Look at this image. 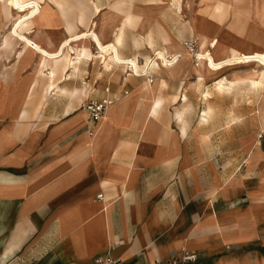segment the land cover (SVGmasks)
Masks as SVG:
<instances>
[{"label": "crops", "instance_id": "1", "mask_svg": "<svg viewBox=\"0 0 264 264\" xmlns=\"http://www.w3.org/2000/svg\"><path fill=\"white\" fill-rule=\"evenodd\" d=\"M42 5L27 35L51 53L92 30L142 60L157 49L184 55L191 38L202 52L213 45L203 49L201 39H218L221 57L232 48L264 50V0ZM16 17L0 1V42ZM71 45L97 50L89 38ZM20 47L0 49V264H95L107 253L121 264H264L262 92L250 91L262 95L250 114L256 127L228 143L222 135L239 134L230 125L240 118L216 125L211 108L200 106L208 99L202 83L224 73L195 78L193 57L154 67L150 83L121 66L104 69L98 58L73 72L48 58L39 74L36 51L21 57ZM106 87L116 101L90 135L83 105ZM242 93L230 95L234 110L258 95ZM184 252L196 259L182 261Z\"/></svg>", "mask_w": 264, "mask_h": 264}, {"label": "bare ground", "instance_id": "2", "mask_svg": "<svg viewBox=\"0 0 264 264\" xmlns=\"http://www.w3.org/2000/svg\"><path fill=\"white\" fill-rule=\"evenodd\" d=\"M0 1L5 2L8 5V7H10L11 10H13L15 14L17 15V18L12 22L10 26L9 38L5 41L4 46H10L12 41H15L18 44H21V47H22L21 56H24L27 53L29 48L34 49L37 53V63L36 64L39 65L40 68H43L44 66L47 65L48 58H50L51 61L54 63L62 62L63 68L64 69L71 68L72 72L79 69L80 63L82 61H85V59L94 60L96 58L101 60V63L105 67L104 69H110L114 65L120 66V64L128 63V59H130L135 69L139 68V64L136 62V57H133V58L124 57L120 53L119 48L116 43L104 44L102 42L104 41V39L101 41L99 37L100 35H98V33H96L95 30H92V29H91L92 31L90 32H85V33H81V34H77L72 37H69V39H67L56 52H52V53L48 52L46 49H44L39 44H37L38 42L36 43L32 38H30L27 35L28 30L23 31L24 26H27L29 21L33 20L36 16L42 14L41 13L42 6H41L40 1L39 0H0ZM56 3L59 6L61 5L59 2H56ZM119 32H121V30ZM121 34L120 36L123 37V35ZM87 38L91 39V41H94V43L96 44L97 46L96 52L91 51L90 49H86L85 47L78 50L73 45H71L72 42H77L81 39H87ZM200 43L203 49L206 48L207 44L212 43L213 49L211 51H207L205 61H200L197 64L196 63L193 64V73H194L195 78L200 79V78H204L206 75L207 76L215 75L219 71L226 69V68L229 69L232 67L234 68L252 67L250 71H246L244 73L234 72L230 76H226V77L219 79L217 81V88L219 91L226 93V94L234 95L235 97H237L239 94H241L244 91L252 92V91L258 90L260 92H263V97H264V52H261V51L239 52V53H233L229 56L224 55L223 57H221L218 52L220 51L219 46H218L219 44L218 40L212 39L209 41L206 38V39H201ZM167 50L165 49L163 51H167ZM70 53H72V55ZM182 59H184L183 54H181V58L175 64L171 66H166L164 64L156 65L155 63L152 64V62H150V57L146 58L145 63L146 65L152 64L154 67H157L159 69L160 68L172 69ZM253 59H256V60H253ZM55 73H56L55 70L52 69L50 70L48 75L53 78L55 76ZM51 88H53V85L52 84L48 85L47 92ZM58 88H61V87H58ZM80 92L86 93L83 90H78V89L76 90V93H80ZM62 93H63V90H62ZM70 109H74L73 104L70 106ZM259 114H260L261 124H264V116L263 117L261 116L260 111H259ZM177 116L179 119H181L183 117V112H177Z\"/></svg>", "mask_w": 264, "mask_h": 264}, {"label": "rangeland", "instance_id": "3", "mask_svg": "<svg viewBox=\"0 0 264 264\" xmlns=\"http://www.w3.org/2000/svg\"><path fill=\"white\" fill-rule=\"evenodd\" d=\"M39 1L41 3L42 12H43L42 3H43L44 0H39ZM219 8L220 7H217V9H219ZM31 21L28 22L27 26H24L23 31L29 30L28 26H29V23ZM9 29H10V27H9ZM9 29L3 35V37L1 38L0 49H4V50L5 49H7V50L10 49V50L15 52L16 51L15 47L18 44L17 42L12 41L10 46H4L5 45L4 44L5 41L9 38V34H10ZM1 30H7V28L2 27ZM216 40H218V39H216ZM218 42H219V40H218ZM1 45H2V47H1ZM218 46H220V43L218 44ZM19 50H20L19 51V56H21L22 47H20ZM249 51H261V52H264V50H258V49H253V50H249ZM239 52H244V51L240 50V49H237V48H232V53L231 54L239 53ZM183 56H184L185 59H188L189 61H191L190 60V58L192 57L191 54L186 52L185 50H184V55ZM36 66H37V68L39 70V74H40L41 73L40 72L41 71L40 70V66L37 65V64H36ZM102 66H103V68H105L103 64H102ZM43 68H45V67H43ZM123 68H125V67H123ZM233 68L234 67L229 68V69H233ZM225 70H227V68L219 71L216 74L220 75V74L224 73V75H221V77H220V78H223V77H226V76H230L231 73H234L236 71V70H227V71H225ZM238 70L241 71L242 69H238ZM226 72H228V73H226ZM220 78L219 77L209 78L205 82L202 83L203 89H201V92L204 93V94H207L208 95V97H207L208 99L204 103L200 102V106H201V108H204V109L206 107H210L211 108L212 117H214V116L217 117V120L215 122H213L216 125L224 123V125L229 126V121L231 119L230 118L231 116H235L236 115V116H238L240 118V120L236 124L230 125V126L239 127V129H238L240 131L239 134L236 135L235 133L231 132L232 130H230L228 128V132L225 135L224 134L222 135V136H226L227 141L229 143L231 141H234L235 137L245 136L247 131H250L252 127L253 128L256 127V125H257V121L255 119L256 114H253L251 116H250V114L261 108L263 92H262V95H261L258 92L251 93L250 91L249 92L245 91V93H242L244 97H245V95H247V93L248 94H250V93L251 94L258 93V95H257L256 98H253L252 100H247V97L244 98L243 100L240 99V101L238 102V108L239 109L234 110V108L232 107L234 103L232 102V98H231L230 94L223 93V92L219 91L218 88H217V81ZM190 83L192 84V82H190ZM198 91H200V90H198ZM233 97H234L235 100L237 99L234 95H233ZM36 104H37V102H36ZM259 111L261 113V116L263 117L264 116V106L262 107V110H259ZM259 111H257V113L259 115V120H260ZM218 117H220L219 119L221 121L218 119ZM233 119H232V121H236L238 118H235L234 120ZM218 120H219V122H218ZM211 123H212V121H211ZM260 123H261V121H260Z\"/></svg>", "mask_w": 264, "mask_h": 264}, {"label": "built area", "instance_id": "4", "mask_svg": "<svg viewBox=\"0 0 264 264\" xmlns=\"http://www.w3.org/2000/svg\"><path fill=\"white\" fill-rule=\"evenodd\" d=\"M183 46L186 50L192 55L194 59V63H198L200 61L206 60V53L199 50L198 40L196 38H191L183 41ZM181 58L180 53L169 54L162 49H157L153 51L150 55V62L158 64H164L166 66H171L175 64ZM256 60V59H253ZM136 62L139 64V68L135 69L134 65L131 63L130 59H128V63L120 64V66L125 67L126 71L130 74H133L137 77H144L150 83L153 82V69L154 66L146 65L145 60L140 58H136ZM109 87L105 88V95L100 99H89L84 105L83 110L87 114L88 128L87 131L91 135L93 133V129L91 126L98 123L102 117L104 116L107 109L114 104L116 101L109 95ZM127 94V91L124 92ZM261 137V135H260ZM98 199L103 198V194H99L97 196ZM172 256L175 258L176 253H172ZM196 259V255L194 253L184 252L182 256V261H194ZM95 264H121V260L113 257L111 254L100 255L95 259Z\"/></svg>", "mask_w": 264, "mask_h": 264}]
</instances>
